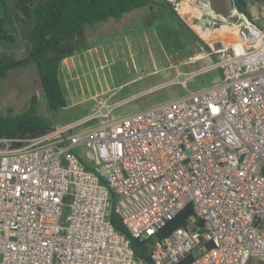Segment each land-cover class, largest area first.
Segmentation results:
<instances>
[{
	"label": "built area",
	"instance_id": "1",
	"mask_svg": "<svg viewBox=\"0 0 264 264\" xmlns=\"http://www.w3.org/2000/svg\"><path fill=\"white\" fill-rule=\"evenodd\" d=\"M162 1L179 10L183 0ZM205 15L236 25V36L210 45L216 60L183 72L185 80L99 100L34 137L0 136V264H150L112 213L144 240L189 203L204 226L189 219L157 239L155 264L191 253L189 264H264V3L258 15ZM213 70L221 81L115 115L140 95Z\"/></svg>",
	"mask_w": 264,
	"mask_h": 264
},
{
	"label": "rangeland",
	"instance_id": "2",
	"mask_svg": "<svg viewBox=\"0 0 264 264\" xmlns=\"http://www.w3.org/2000/svg\"><path fill=\"white\" fill-rule=\"evenodd\" d=\"M42 1L0 0V16L5 28L15 37L14 41L0 40V59H23L32 53L26 38V32L32 27L33 10L31 12L30 8L34 9ZM246 2L247 12L251 15L260 13L262 2ZM165 3L157 0L130 10L121 18L85 26L82 47L64 58L60 66L67 107L54 112L48 109L38 64L30 61L9 69L6 76H0V113L23 114L31 108L35 98L38 115L46 118L50 125H61L88 114L99 100L116 102L173 79L185 80L184 73L216 60L215 54L209 55L210 45L222 47L219 38H228V33L236 35L235 25L227 30L222 27V22H218L209 28L206 40L193 28L194 21L200 18L198 14H191L185 20L180 15V7L178 11L175 5ZM192 10L195 13L198 7ZM200 11L202 15L206 13ZM210 36L214 37L210 39ZM198 55H201L200 59H197ZM221 79V70L202 73L190 79L187 87L177 83L140 95L119 107L115 115L136 112ZM68 212L65 208V214ZM252 264L262 263L253 259Z\"/></svg>",
	"mask_w": 264,
	"mask_h": 264
},
{
	"label": "trees",
	"instance_id": "3",
	"mask_svg": "<svg viewBox=\"0 0 264 264\" xmlns=\"http://www.w3.org/2000/svg\"><path fill=\"white\" fill-rule=\"evenodd\" d=\"M154 1L157 0H43L34 7L32 27L26 32L32 50L31 57L24 60L0 59V76L4 77L9 69L26 65L34 59L38 64L48 109L54 112L65 108L68 99L66 88L60 80V66L64 58L82 47L85 26L121 18L126 12ZM257 1L264 3V0ZM235 7L251 16L246 10V0H235ZM0 22H4L1 16ZM222 27L228 30L230 25L224 24ZM33 100L31 108L23 114L10 116L0 113V136L34 137L48 130L51 125L46 118L38 115L37 101L35 98ZM189 219L195 220L200 227L204 226V221L196 215L193 204L189 203L160 230L156 238L141 240L133 238L120 218L112 213V222L131 239L136 256L150 264H155L151 252L157 239L170 235ZM193 259L192 253L187 254L175 264H189Z\"/></svg>",
	"mask_w": 264,
	"mask_h": 264
},
{
	"label": "water",
	"instance_id": "4",
	"mask_svg": "<svg viewBox=\"0 0 264 264\" xmlns=\"http://www.w3.org/2000/svg\"><path fill=\"white\" fill-rule=\"evenodd\" d=\"M211 7L215 12L222 14L226 17L232 16L235 9V0H209ZM195 25L199 29H209L213 25V20L210 16H201L197 19ZM0 40L14 41L15 37L5 29L3 23L0 22Z\"/></svg>",
	"mask_w": 264,
	"mask_h": 264
},
{
	"label": "bare ground",
	"instance_id": "5",
	"mask_svg": "<svg viewBox=\"0 0 264 264\" xmlns=\"http://www.w3.org/2000/svg\"><path fill=\"white\" fill-rule=\"evenodd\" d=\"M195 6H198V7H200V8H202V9H204V12H209L210 14H212V15H214V16H220V17H222V18H226V16H224V15H222V14H219V13H217V12H215L214 11V9L212 8V7H210V5L209 4H207L205 1H202L201 2V4L199 5V4H197V3H193V0H183L182 1V3H181V5L179 6L180 8H181V10H182V12L180 13L181 15H183V16H185V17H189V16H191V14H193L194 12H193V8L195 7ZM179 9V8H178ZM179 11V10H178ZM203 12V13H204ZM195 14H198L200 17L202 16V12L201 11H198V13L196 12ZM192 23V22H191ZM223 24H227V23H223ZM227 25H234V24H227ZM236 26V25H235ZM193 28L199 33V34H201L202 36H203V38L204 39H206L207 40V34L206 33H204V32H207V31H209V30H211V29H207V30H205V29H199L196 25H195V22L193 23ZM236 35H234V36H230V37H228V38H219V39H224V40H228L229 38H234ZM211 37H214V36H210V39H211ZM216 38V37H215ZM198 58L199 57H201V55H198L197 56Z\"/></svg>",
	"mask_w": 264,
	"mask_h": 264
},
{
	"label": "flooded vegetation",
	"instance_id": "6",
	"mask_svg": "<svg viewBox=\"0 0 264 264\" xmlns=\"http://www.w3.org/2000/svg\"><path fill=\"white\" fill-rule=\"evenodd\" d=\"M19 1H24V0H19ZM32 10H33V8L31 9L30 8V11L32 12ZM33 19V18H32ZM1 23H3V25H4V27H5V24H4V22H1ZM6 29V28H5ZM8 32H9V30H8ZM10 33V32H9ZM31 55L32 54H30L29 56H27V57H25V58H23V59H17V60H24V59H28V58H30L31 57ZM31 61H34V62H36L37 63V61L36 60H34V59H32ZM30 62V61H29ZM18 67H20V66H18ZM39 72V71H38Z\"/></svg>",
	"mask_w": 264,
	"mask_h": 264
},
{
	"label": "crops",
	"instance_id": "7",
	"mask_svg": "<svg viewBox=\"0 0 264 264\" xmlns=\"http://www.w3.org/2000/svg\"><path fill=\"white\" fill-rule=\"evenodd\" d=\"M198 7V6H197ZM200 10H203V12H204V9H202V8H200V7H198V10L197 11H195V13L197 12L198 13V11H200ZM195 13H193L194 15H195ZM225 25H227V24H225ZM231 26V25H230ZM210 31V30H209ZM208 32V31H207ZM207 32H204V33H207ZM228 37H230V35L228 34ZM134 95V94H133ZM132 96V95H131ZM130 97V96H129ZM127 98V97H126ZM124 99V98H123Z\"/></svg>",
	"mask_w": 264,
	"mask_h": 264
}]
</instances>
